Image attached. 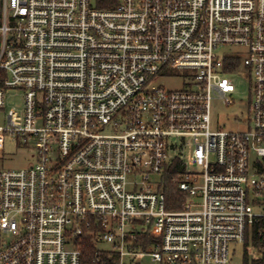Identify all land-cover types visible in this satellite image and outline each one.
I'll list each match as a JSON object with an SVG mask.
<instances>
[{
    "label": "built area",
    "instance_id": "obj_1",
    "mask_svg": "<svg viewBox=\"0 0 264 264\" xmlns=\"http://www.w3.org/2000/svg\"><path fill=\"white\" fill-rule=\"evenodd\" d=\"M225 46L246 51V132L211 130L240 66L216 54ZM183 70L185 88L155 84ZM5 89L24 103L0 127V154L8 134L33 139L35 161L0 168V264H80L84 235L120 264H228L233 243L264 264V0H2L0 109ZM186 138L201 174L172 157ZM174 159L186 200L169 211L149 181Z\"/></svg>",
    "mask_w": 264,
    "mask_h": 264
},
{
    "label": "rangeland",
    "instance_id": "obj_2",
    "mask_svg": "<svg viewBox=\"0 0 264 264\" xmlns=\"http://www.w3.org/2000/svg\"><path fill=\"white\" fill-rule=\"evenodd\" d=\"M216 54L221 58L229 56L239 57L240 66L230 77L234 86V92L230 94L229 99L233 105L226 106L221 101H213L211 104V130L212 131H228V132H246L250 129L248 108L250 104L251 94V76L248 70L243 66V60L246 58V51L241 47H222L215 50ZM190 71L173 72L171 75H164L156 81L157 86H161L167 90L178 91L185 88L188 82ZM195 74V73H193ZM5 106L0 109V127L7 125V114L12 108L20 111L24 103V93L21 90L5 89ZM174 143L181 144V139L172 140ZM189 145L184 147L179 153H175L172 157H179L180 162L185 165V170L192 174H201L202 168L191 164L192 154L194 152V144L189 138L185 139ZM34 140L23 138L13 139L8 134L4 135L3 150L0 154V168L3 169H22L26 168L29 163L35 161ZM129 181L140 182V179L128 177ZM164 180V175H152L150 177V186L156 190ZM196 204L200 199L195 197ZM99 251H110L111 246L105 243L97 245ZM152 250V249H151ZM150 250V252H151ZM230 257L228 264H245L244 263V247L240 244L233 243L230 245ZM149 253V252H148ZM122 264H137L132 258H124ZM139 264H157L154 263L149 255L140 259Z\"/></svg>",
    "mask_w": 264,
    "mask_h": 264
},
{
    "label": "trees",
    "instance_id": "obj_3",
    "mask_svg": "<svg viewBox=\"0 0 264 264\" xmlns=\"http://www.w3.org/2000/svg\"><path fill=\"white\" fill-rule=\"evenodd\" d=\"M118 0H97V6L101 9L112 7ZM2 0H0L1 8ZM170 168L164 173V180L161 183L159 191H161L166 199L167 210H179L186 200V196L178 190L176 183L173 181L178 172L181 170V163L174 159L171 161ZM96 231L95 229H91ZM145 248L154 241L146 238L145 241H138V244ZM76 247L80 251V264H120L119 256L112 251H99L95 241L87 236H83L76 241Z\"/></svg>",
    "mask_w": 264,
    "mask_h": 264
}]
</instances>
